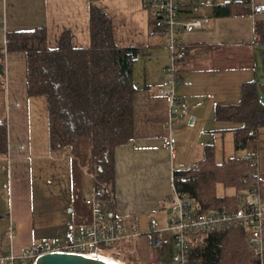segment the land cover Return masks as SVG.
Wrapping results in <instances>:
<instances>
[{
	"label": "crops",
	"instance_id": "crops-1",
	"mask_svg": "<svg viewBox=\"0 0 264 264\" xmlns=\"http://www.w3.org/2000/svg\"><path fill=\"white\" fill-rule=\"evenodd\" d=\"M92 2L110 18L116 45L140 49L132 68L136 88L133 138L114 149L111 210L126 224L146 230L151 217L164 216L161 222L165 219L174 169L195 165L206 145L214 147L215 160L217 156L218 161L231 157L222 153L224 140L232 136L233 142V130L239 124L216 120L213 106L236 102L242 82H264V12L249 10L242 15L215 16V3L206 4L199 14L210 18L208 27L178 35L185 56L178 62L181 118L172 130L175 142L171 151L168 103L158 93L169 63L166 45L158 35H149L150 16L141 0ZM251 2L260 4L264 0ZM89 3L90 0H0V18L4 20L0 24V52H4L7 32L41 25L46 27L50 48L56 47L64 30L69 31L74 47H86ZM0 64L4 74L0 79V118L5 116L7 121V154L0 155V249L18 255L43 240L62 242L66 224L76 220L79 205L88 210L81 202L83 194L96 188L86 139L50 151L46 114L42 119L44 136L39 133L34 108L37 103H46L44 99L34 103L37 100L33 99L39 97L27 96L24 54L5 53ZM257 139L264 142V127L258 128L255 138L245 147L260 153L257 177L264 183V147L252 145ZM68 150L72 155L82 150V161L74 170L80 176L75 179Z\"/></svg>",
	"mask_w": 264,
	"mask_h": 264
},
{
	"label": "trees",
	"instance_id": "trees-1",
	"mask_svg": "<svg viewBox=\"0 0 264 264\" xmlns=\"http://www.w3.org/2000/svg\"><path fill=\"white\" fill-rule=\"evenodd\" d=\"M90 0L89 44L74 47L68 30L61 32L56 47L47 44L44 25L31 30L10 31L5 35V53H23L28 97H44L47 112V146L57 151L80 139L88 141L92 160L90 172L95 188L103 191L104 207L112 212L114 201V149L133 138V63L139 47L116 45L108 15ZM215 16L249 13L244 3L213 5ZM149 35H158V21L148 23ZM4 79V74L0 77ZM236 102L216 103V120L231 121L234 149H244L264 127V82L256 79L240 83ZM7 154V121L0 118V155ZM256 167L245 156H231L217 162L214 147L206 145L203 157L195 165L172 172L173 188L190 194L198 213L237 206V198L257 182ZM233 189L219 193L218 187ZM83 203V200L81 201ZM84 204V203H83ZM85 206V204H84ZM89 211V209H88ZM113 213V212H112ZM132 242L106 250L114 259L128 261ZM148 264H163L162 249L154 246ZM189 264H258L242 229L196 235L192 238ZM133 264H139L133 262Z\"/></svg>",
	"mask_w": 264,
	"mask_h": 264
},
{
	"label": "built area",
	"instance_id": "built-area-1",
	"mask_svg": "<svg viewBox=\"0 0 264 264\" xmlns=\"http://www.w3.org/2000/svg\"><path fill=\"white\" fill-rule=\"evenodd\" d=\"M218 1L217 3L240 2L252 13L264 12V3H252L251 0ZM213 3L216 0H141L150 20L159 22L158 36L169 51V63L164 69L158 93L168 103V148L171 151L174 150L175 142L172 130L181 118V102L177 93L181 81L178 62L185 56L178 35L181 32L207 28L210 18L199 12L202 6ZM2 23L4 20L0 18V24ZM244 156L256 167L257 173L258 155L247 152ZM82 200L89 209V216L79 223L74 219L69 220L62 242L43 240L24 248L18 255L0 249V263L34 264L37 258L52 252L86 254L114 260L111 254L106 253L108 248L124 245L126 242L133 243L140 235L148 234L152 244L166 251L173 264H189L188 257L194 236L239 228L244 231L258 264H264V183L258 179L237 198L235 208L215 209L205 213L197 212L195 200L190 194L172 188L166 198L164 221L151 217L147 232L126 224L114 213L107 211L100 188L86 191ZM127 253L128 261L135 262L136 249L129 248ZM114 261L128 264L120 259Z\"/></svg>",
	"mask_w": 264,
	"mask_h": 264
},
{
	"label": "rangeland",
	"instance_id": "rangeland-1",
	"mask_svg": "<svg viewBox=\"0 0 264 264\" xmlns=\"http://www.w3.org/2000/svg\"><path fill=\"white\" fill-rule=\"evenodd\" d=\"M216 2H219L218 0H216ZM261 98L262 100L264 101V94H261ZM44 99V97H39L38 99H33V100H37V101H33L34 103L35 102H40L38 100H42ZM45 100V99H44ZM35 106V105H34ZM34 111L36 112V117H37V120H36V123H37V126H38V131L39 133H41V136L43 134L44 136V114H46L47 116V112H46V104L44 106V103H37L36 105V108H34ZM43 119V120H42ZM46 122H47V119H46ZM258 140V139H257ZM255 140L252 145L254 148H256L257 146L259 145H262L264 147V142H260L259 140L257 141ZM46 142H47V129H46ZM260 142V143H259ZM82 151V150H81ZM80 151V153H74L72 155V152L71 151H67L68 153H70V158L72 160V162L74 164H72V174H73V179H75V176L79 177L80 174L78 173H75L74 170L77 169L75 168V165H78L77 162L79 161H82V152ZM247 152H254L258 155V165H259V159H260V156L258 154V152H255V151H252L250 150V147H247V148H242L240 150H237L235 151L234 150V145H233V142H232V136H227L225 137V140H224V152H222L224 155H228V156H233V155H246ZM217 153H220L219 151ZM219 156L216 157V161L219 162ZM221 161V160H220ZM189 167V166H188ZM182 168V167H181ZM218 192L219 193H226V194H232L233 193V189H225L223 190V188H221L220 186L218 187ZM80 209V210H79ZM86 209L87 208H84L82 205H79V207L77 208L74 216H75V219H76V222L79 223V222H82L84 219H82V217H87L88 216V210L86 212ZM83 213V214H82ZM164 216H161V221L163 219ZM148 230V226H147V229H146V232ZM132 247H131V250L133 249H136V255H135V258H136V261L137 263L139 264H148L154 256V245L152 244V240H151V237L150 235L148 234H145V235H140L139 237L136 238V240L131 243ZM126 263L128 264H133V262L131 261H126ZM163 264H173L171 258L169 257V255L167 254V252H164L163 254Z\"/></svg>",
	"mask_w": 264,
	"mask_h": 264
},
{
	"label": "water",
	"instance_id": "water-1",
	"mask_svg": "<svg viewBox=\"0 0 264 264\" xmlns=\"http://www.w3.org/2000/svg\"><path fill=\"white\" fill-rule=\"evenodd\" d=\"M3 74V64H0V75ZM34 264H122L104 257L67 252H52L40 256Z\"/></svg>",
	"mask_w": 264,
	"mask_h": 264
},
{
	"label": "bare ground",
	"instance_id": "bare-ground-1",
	"mask_svg": "<svg viewBox=\"0 0 264 264\" xmlns=\"http://www.w3.org/2000/svg\"><path fill=\"white\" fill-rule=\"evenodd\" d=\"M112 259H114V258L112 257ZM114 260H116V259H114Z\"/></svg>",
	"mask_w": 264,
	"mask_h": 264
}]
</instances>
